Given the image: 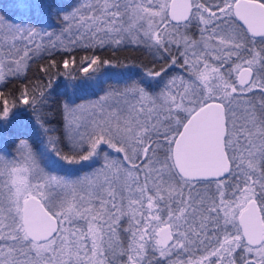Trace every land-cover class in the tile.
<instances>
[{
    "label": "snow or ice",
    "instance_id": "obj_1",
    "mask_svg": "<svg viewBox=\"0 0 264 264\" xmlns=\"http://www.w3.org/2000/svg\"><path fill=\"white\" fill-rule=\"evenodd\" d=\"M13 7L0 84L45 56L63 73L52 59L46 86L11 105L0 91V133L35 116L31 143L0 144V264H264V0H77L58 32L35 26L48 0ZM126 46L164 66L96 54ZM61 74L65 90L102 93L63 104V140L39 115Z\"/></svg>",
    "mask_w": 264,
    "mask_h": 264
},
{
    "label": "trees",
    "instance_id": "obj_2",
    "mask_svg": "<svg viewBox=\"0 0 264 264\" xmlns=\"http://www.w3.org/2000/svg\"><path fill=\"white\" fill-rule=\"evenodd\" d=\"M14 0H0V16L5 17L6 20H11L14 15H16L18 20L21 19L22 13L13 7ZM48 3L53 5V9L49 10L48 13L43 17V23L48 28L57 27L60 25V16L64 14L65 11H69L72 6L77 3V0H48ZM33 21L37 20L38 17L33 15ZM193 27L189 30L190 36H195L193 32ZM176 50L173 52L175 53ZM92 54V50L87 52L84 50H77L72 55L75 56L77 62L84 56ZM96 54L101 55L103 58H113L114 60H119L121 65L131 68L135 72H143L146 68H152L155 63L157 70L159 67H163L164 63L154 61L153 57L148 53V51L143 47L136 46H126L122 47L119 50L113 51L111 48H105L104 50H96ZM52 59L57 60L60 67L58 69L51 70L52 76H56V72L59 71L63 73L62 66V56H45L44 58L36 59L32 62L31 67L26 73V77L21 79H9L3 84H0V91L4 93V96L8 99L9 105L13 103V100L18 98L20 89L22 87H27L29 93L33 87H38L40 85H47L49 77L45 76L40 72L41 65H47ZM183 60L179 59V63L175 66H170L169 76L183 74V70L179 67V64H182ZM114 72H124L126 68H114ZM67 82V78L62 74L53 81V89L50 93L49 104L50 107H45L41 110L39 115L44 117L47 121L46 127H55L56 132L51 133L54 136L60 137L62 140L64 120H63V104L70 100L73 102V105L79 102L94 100L97 99L102 93L95 89H89L84 92L74 93L71 88L67 90L64 89V84ZM110 84H114L115 80L109 81ZM107 85H105L106 87ZM28 106L21 105L17 103V108L14 111L24 109ZM2 109V106H0ZM31 114L33 116V121L35 122V116L29 109L26 112L20 113V118L24 119V114ZM6 132L0 134V144H6L7 150L9 153H13L12 146L15 145L17 140H29V137L35 136V124L27 125L24 121L22 123H13L9 125L6 129ZM31 143V140H29ZM35 147V145H33ZM67 150V149H65ZM214 189V187H213ZM201 253L196 252L195 256L198 257ZM175 258V257H174ZM185 259L187 256L184 257Z\"/></svg>",
    "mask_w": 264,
    "mask_h": 264
},
{
    "label": "rangeland",
    "instance_id": "obj_3",
    "mask_svg": "<svg viewBox=\"0 0 264 264\" xmlns=\"http://www.w3.org/2000/svg\"><path fill=\"white\" fill-rule=\"evenodd\" d=\"M14 2H15V0H14ZM18 17L16 16V15H14L13 16V18L11 19V20H15V22L16 23H20V20H18L17 19ZM8 21H10V20H6V22H8ZM37 28H40V27H44V29L46 30V31H49V32H52V31H56V32H58L59 31V28H60V25L59 26H57V27H50V28H48L46 25H44V24H41V23H37L36 25H35ZM193 32H195V36H197L198 35V33H197V31H196V29H195V27H193ZM188 34L190 35V32H188ZM175 50V46L173 47V51ZM95 100V99H94ZM88 101H90V100H87V101H83V102H79V103H76V104H74L73 106H75V105H79V104H82V103H87ZM24 113V112H23ZM239 114V113H238ZM25 122L27 125H32V124H35V122L33 121V116L31 115V114H24V119H21L20 118V116H18L16 119H14L10 124H8V126L9 125H13V123H22V122ZM8 126H7V128H8ZM7 130H5L4 132H6ZM1 134V133H0ZM21 140H17L16 141V143H15V145L14 146H12V150H13V153L11 152L10 154H15V152H16V146H17V144L20 142ZM99 165H94V167H98ZM85 171H90V169H85ZM82 174V173H81ZM214 187V186H213ZM127 225V221L125 220L124 222H123V224H122V227H125Z\"/></svg>",
    "mask_w": 264,
    "mask_h": 264
}]
</instances>
